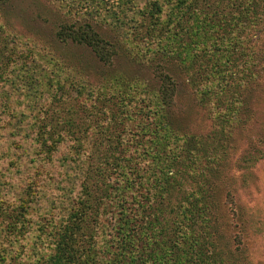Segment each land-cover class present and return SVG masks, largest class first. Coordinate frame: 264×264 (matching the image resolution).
Here are the masks:
<instances>
[{
  "label": "trees",
  "instance_id": "16d2710c",
  "mask_svg": "<svg viewBox=\"0 0 264 264\" xmlns=\"http://www.w3.org/2000/svg\"><path fill=\"white\" fill-rule=\"evenodd\" d=\"M56 1L73 19L54 42L88 53L68 76L0 20V264H247L250 219L232 210V247L218 211L236 203L228 166L264 158L249 142L230 159L264 122V0ZM177 77L202 134L172 111Z\"/></svg>",
  "mask_w": 264,
  "mask_h": 264
},
{
  "label": "rangeland",
  "instance_id": "374dc122",
  "mask_svg": "<svg viewBox=\"0 0 264 264\" xmlns=\"http://www.w3.org/2000/svg\"><path fill=\"white\" fill-rule=\"evenodd\" d=\"M134 2L136 5L140 6L143 0H134ZM166 4H169L168 0H166ZM2 7L4 14H0V20L7 23L8 27L6 26V30L14 31L26 41L33 40L37 42V44L46 47L51 57L59 61V67L64 68V71L60 72L63 77L68 76L66 75L67 71L73 72L74 69H72L71 66L74 59L81 58V60H83V57H88L87 51H83L69 44L64 46L54 42L53 32L58 24L73 19V12L68 11L70 9H67L64 3H59L56 0H7V3ZM121 16L122 14L117 11V15L115 16L116 19ZM70 95H72L71 92ZM254 109L256 116L261 118L264 113V95L259 94L255 99ZM172 111L175 117L181 119L182 124H185L186 131L202 134L210 128V123L207 118L203 115L202 111L193 104L185 81L178 77L177 94ZM258 128L263 137H261L262 140L260 141H257V137L261 135V133L257 131H253V133H258L256 136H252L249 134V131H246L244 128L243 130H237L235 132V137L233 138H235L236 148L231 149V160L236 159V157L241 154V149L246 147L249 142L253 143V146L257 148L256 150L262 151L264 149V122L263 124H259ZM258 154H260V152H258ZM248 163L247 161L241 164L240 168L243 170L237 169L232 165L228 166V172H226L225 178H227V183L231 182L232 184V181L234 182L235 189L233 187L230 189V186L228 187L236 203L230 210L228 209L229 204H226L218 211L219 216H227L228 218L225 222L221 223L220 227L226 232L223 234V237L229 242L230 246H235V243L231 240V234L239 233L241 225L239 224V218L233 214L234 212L232 210L234 209L235 212L237 210L242 211V213L250 219V225L253 227L243 232V240L240 244V249L243 251V255L248 261L247 264H264V158L256 161L250 168H248ZM238 165L240 166V164ZM246 172L248 173L245 174ZM231 176L233 178L232 181ZM241 179L243 180L242 187L240 186ZM12 183L17 186L14 191H18V183L14 180ZM42 185L43 184H40L41 187H46L51 184ZM64 187L69 186L60 183L59 190H62ZM219 187L223 188L222 186ZM68 190H65V192ZM14 191L11 190L10 195H16ZM38 194L40 196L38 200L39 203L42 202L46 204L48 201L45 197L41 193ZM239 208H241V210ZM42 212L45 214V212L48 213V210L44 209ZM33 218L34 215H32V219ZM44 219L45 218H41L40 220ZM33 227L35 226L32 223L29 227L30 234L33 231ZM25 237V240L31 243L32 238Z\"/></svg>",
  "mask_w": 264,
  "mask_h": 264
}]
</instances>
